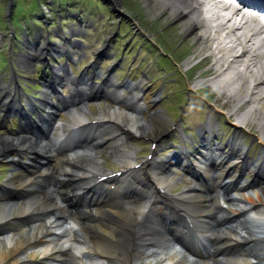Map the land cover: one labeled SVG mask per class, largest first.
Wrapping results in <instances>:
<instances>
[{
  "label": "bare ground",
  "instance_id": "obj_1",
  "mask_svg": "<svg viewBox=\"0 0 264 264\" xmlns=\"http://www.w3.org/2000/svg\"><path fill=\"white\" fill-rule=\"evenodd\" d=\"M112 1L115 4L118 2V0ZM144 1L149 11L155 14H165L171 19H179L183 32L193 38L194 49L197 53L199 55L208 54L206 60L211 61V63L200 75L208 77V85L213 88V100L218 106L216 107L219 110L223 109L227 116L232 117V123L236 126L235 136L231 139L230 152L225 154L219 152L217 148L212 151H205L199 155L204 160H198L196 167L193 168L197 169L199 171L198 174L203 175L206 179H211L210 173L214 170L217 174L215 179L218 181L225 174V164L230 163L233 175L238 173V177L239 173L244 169H257V173L256 175L253 174V177L254 175L255 177L258 176L256 179H261V184L249 185L242 190L241 188L233 190L231 187L225 186L223 196L228 197L226 200L235 207L230 209L228 213L232 215L231 220L239 224L235 229L230 226L224 228L221 232V235L224 236L222 241H220L221 237H218L219 240L215 241L206 240L208 234L204 233V241L200 242L198 240L195 245L193 243L187 244L191 238L186 237V242H182V248L178 241H173L175 234L173 237L170 236L171 223H165V217L156 215L152 211L148 210L146 212L148 199L142 200L138 198L136 192L131 194L125 190L123 197L120 196L121 193L116 196L118 193L116 191L110 192L109 196L105 195L108 200L106 203L110 202V205H108L110 213L101 208L106 203L100 204V199H95L91 195V200L86 202L85 205L90 210L93 209L91 210L93 211L91 215L86 217V219L89 218L92 224L93 233L91 230L83 229L77 223L79 229L82 232L85 230L84 234L90 235L91 238L88 239L90 246H83V248L89 250L93 248L96 251V257H98L99 262L93 264H263L264 163L263 165L255 164L254 166L251 162H247V166L240 167L238 162H234L235 159L241 157V147L236 146L239 131L242 133L246 130L245 128L253 129L259 132L261 137H264V39L254 40L258 38L257 30L248 27L256 18L242 15L245 22H236L233 20V16L238 13L237 9H230L229 16L225 18L222 14H219L217 6H215L217 9L211 14L203 15L202 5L207 0ZM254 1L250 0V2ZM256 1L261 3L260 0ZM214 5L217 4L214 3ZM219 17L225 20H214V18L218 19ZM38 53L31 50L30 56ZM28 57L25 56L24 59L27 61ZM245 106L248 109L245 110ZM112 113L114 118L118 117L120 119L122 116L126 118L124 119L123 127H120L115 122H108L111 127L121 130L120 134L124 138L128 137L129 132L132 133L129 126L138 134L149 135L150 138H154L152 136V127L155 125V120L153 118H150L151 121L142 122L137 120L136 116L130 112L129 114L121 111ZM130 114H133V116ZM98 117L107 120L110 115L100 112ZM155 118H157V115H155ZM82 120L83 118L77 122ZM95 131L98 130L95 129ZM95 131L88 130L89 133H95L96 137L97 132ZM94 139L96 138L92 140ZM115 141H112V143ZM81 147H85L87 151L85 157H71L68 153L62 154V157H64L66 166L69 169H87V171L82 170L79 175V180L84 182L87 174L99 172L96 170L98 169V156L92 153L88 146L79 145L77 148ZM30 149L32 151L38 149L37 138L33 139ZM232 150L233 152L231 153ZM114 152L122 167L130 170L132 167L131 163H134L131 158V152L116 143L114 144ZM235 152L236 156H231L230 161V156L227 155H232ZM227 158L228 160H224ZM150 162L154 163V161H146L144 164L150 165ZM74 163L78 164L79 167H74ZM259 171L262 172L260 176ZM34 174L36 175V173ZM34 174H32V178H29L30 184L37 177ZM90 181H87V185L91 183ZM118 183L119 181H117L115 189L119 188ZM169 183L166 171L160 170L156 174L154 173L150 186L145 189L148 190L151 187L153 191H159L161 189L159 187H168ZM90 189H93V186ZM204 191L205 189L202 190V194ZM194 192V190L185 191L183 194H186V196L180 197V199L185 203V209L191 211L188 215L190 218L195 219L196 226L203 232H207L209 227L207 220H202L206 215V208L203 204L206 198L204 196L199 198ZM42 198L38 196L30 204L25 202L22 209L25 211L26 209L24 208L32 206L33 209L39 210V205L43 208L50 206ZM230 201H236L237 204L233 205ZM58 203L55 202L52 207ZM221 205L226 206L224 204ZM239 206H245L252 213L250 218H248L249 220L244 219L243 223L238 221L240 217L236 215L239 211ZM6 210H8L7 206L0 208V218L4 217L3 212ZM158 211L160 212L161 209H158ZM218 212L227 213L224 211ZM80 214L84 213L80 212ZM138 217L145 219L143 225L138 223ZM44 228H46V225L34 224L31 225L26 233L21 230L14 232L10 237H0V264H9L15 261L18 254L21 253V249L25 246L28 247L26 249L29 250V258L36 253L46 256L50 249V241L37 238ZM178 231L181 232L180 229ZM125 237L130 238L131 243H124ZM205 242L209 244L212 252L203 254L196 249L204 247ZM257 244H261L262 247L259 248ZM251 246L254 249H258L257 254V251L252 249ZM122 247L128 249V255L121 252ZM217 255L218 258L216 260L214 258ZM253 259L260 262L253 263Z\"/></svg>",
  "mask_w": 264,
  "mask_h": 264
},
{
  "label": "rangeland",
  "instance_id": "obj_2",
  "mask_svg": "<svg viewBox=\"0 0 264 264\" xmlns=\"http://www.w3.org/2000/svg\"><path fill=\"white\" fill-rule=\"evenodd\" d=\"M61 1L64 3L67 2L71 5V3L68 0H61ZM121 1H122L124 6L123 7L121 6L118 8L124 9V10L127 8L128 11H132V13H133L132 15L134 17H136L138 19V21L146 27V30L149 33H154V32L157 33L156 39L159 40L158 42H160L162 44V46L165 47V45H166V47H168V48H174V54L178 55V59L182 58L183 56H185L191 52V49L193 46V43L191 40L192 37H190V35H187V34L184 37V34L182 33L181 28L178 25V23H175L171 28H169L167 30L166 29L163 30V28H164L163 25H165V23L168 20H166L165 18L162 19V17H160V16H153V14L152 15L149 14V11H147L145 2L143 0H121ZM17 2H18V5L16 7L14 1L12 0L9 12L13 13V11H14V17L12 20V25L14 26L15 30L18 33L19 32L24 33V31L26 32V31H30V30L28 28L24 30V28H23L24 26L22 25L23 21L21 20V22H20V20H19L20 19L19 18L20 13H21V11H23L25 9V11H27V14L33 15V13L35 11H32V10H34V8H35L36 0H17ZM79 2L81 3L82 9L86 12V14H88V11L91 7H94V16L97 19H99L101 16H107L108 15V11L106 10V7L103 6L101 3H99L98 0H79ZM143 4H144V6H143ZM15 7H16V9H15ZM7 9H8L7 8V0H0V16L2 17V19H4L5 14L8 13ZM157 19H160L161 21L157 23L156 22ZM162 26H163V28H161ZM17 27L19 29H17ZM126 30H127L126 24L122 23V32L123 33L121 36H123L125 38L128 37V34L125 33ZM161 31H162V33H160ZM12 32H13L12 27H10V26L2 27L1 26V28H0V35H1L0 39H4V41L2 43L3 47H5V45L7 43V39L9 38V35H10V37L12 36ZM171 34H174L175 40L171 44H168V42L172 41V39L170 38ZM179 43H183L182 46ZM5 64H6V58H5L4 52L0 51V68L2 66H4ZM171 108L175 109V104H174V107H173V105H171ZM195 110H196V108H194L193 110L191 109L190 116L194 115ZM143 113L146 114L145 112H143ZM203 115H204V112H201L200 117H202ZM165 118L168 119V117L166 115H165ZM148 119H149V116H147V118L145 117V120H148ZM166 119H163V118H162V120L158 119L159 123L156 125V127L153 128V135L155 136L156 134H160L161 139H163V141H165L168 138L167 137L168 134H166L165 126L163 125L165 122H167ZM217 120H219V119H217ZM218 123H219V121H218ZM221 124H222V122L219 124V130L217 132V135L218 134L223 135L224 138L221 139V143H224L227 140V138L230 136L231 132L226 126H222ZM134 141H135L134 138H132L128 142L133 143ZM137 144L139 147L137 149L136 156L138 155V152H141V153H140L139 157L138 156L136 157V159L142 160L143 158H145L144 156L150 151L149 140L148 139L143 140L141 138V139L137 140ZM254 147H255V145H253V147L250 149V153L254 152ZM170 149H172V148L171 147H164L161 150H157L155 153H156V155H162L163 153L169 152ZM258 149L259 148H257V151H258ZM111 159H112V157L109 158V160H111ZM110 166H112L114 168L120 167V166H113V165H110ZM15 171H17V170L8 171V173H9V175H11ZM6 174H7V169H1L0 170V177L3 175L5 176ZM16 174H17V172H16ZM192 181H193V178L189 179L187 177V180L184 183L177 182V183L171 185L170 191H172L174 193L173 195H176L177 193H179L182 190L184 185H190L192 183ZM52 187L53 186L47 184L46 182L41 181L35 186V191L38 195H41V194H45V192H48V189L50 188L49 193H51ZM58 192H59V190L56 191L57 194H58ZM50 197H52V196H50ZM26 199L27 198L25 197L24 201H26ZM28 199H29V197H28ZM21 205H22V201L20 202L19 205H16V206H21ZM15 209H18V211L20 210L19 208H15ZM15 209H13V211H12L14 213L13 216L16 215ZM61 210L64 211V208H62ZM26 218L27 217H22V219H26ZM52 255H54V254H50L49 256H52ZM54 256H56V255H54Z\"/></svg>",
  "mask_w": 264,
  "mask_h": 264
}]
</instances>
